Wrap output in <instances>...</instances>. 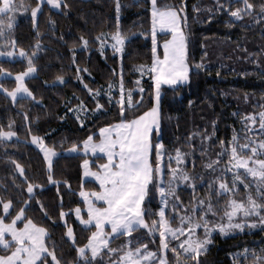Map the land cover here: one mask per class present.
I'll return each instance as SVG.
<instances>
[{"label":"trees","instance_id":"16d2710c","mask_svg":"<svg viewBox=\"0 0 264 264\" xmlns=\"http://www.w3.org/2000/svg\"><path fill=\"white\" fill-rule=\"evenodd\" d=\"M23 2L29 5V10H18L13 29L5 30L0 36V52L14 53L10 60L0 59V68L4 69L0 74V127L7 131L11 124V129L16 132L11 140H0V200L12 201L10 212L13 217L25 208L27 218L46 229V245L50 251L54 246L61 264H78L76 248L86 244L87 237L95 229L83 227L71 210L85 209L79 195L82 190H99L97 184L83 180L82 164L88 159L91 171L95 172L98 164L106 163L102 157L80 155L82 142L88 136L99 142L101 128L136 120L155 106L151 76L148 72L142 75L140 70L152 65L149 0H119V13L116 0H63L68 7L53 10L44 4L35 23L31 8L38 0ZM250 2L256 5L255 19L245 16L242 21H235L222 12L213 11L216 0H157L161 11L180 10L185 57L190 69L188 82L175 89L163 87L158 131L160 144L164 146L165 173L169 156L174 157L180 149L187 154L181 167L190 176L197 177L195 193L186 184L178 187L180 201L185 207L194 197L208 196V183L221 175L220 169L225 167L228 158L224 157L215 173L207 169L206 164L215 161L222 148H230L234 134L239 136L241 143L244 142V117L264 110L260 107L264 105V19L258 14L264 0ZM240 6L234 4L233 8ZM117 24L126 36L120 56L108 46L101 51V41L104 36L110 39ZM81 38L89 42L86 47ZM166 39L167 36H159V44ZM20 50L29 56L36 53L32 58L37 70L25 78L35 100L17 98L13 102L4 89H15V76L27 69V59L19 56ZM159 55L162 56L161 51ZM197 65L202 67L197 68ZM58 77L63 78V83ZM121 78L125 100L128 91L133 93V103L130 107L126 103L123 113L119 104ZM136 81H140L139 85ZM109 85H112L111 91ZM97 103L102 105L98 110ZM255 128L258 129V123ZM205 132L211 140H201ZM250 135L257 140L264 138L258 132ZM32 136L40 137L46 148L57 153L51 171L42 153L31 144ZM151 143V160L155 166V147L154 142ZM73 144L81 145L78 154L70 152ZM16 164L24 169L23 176ZM171 166L176 167L175 159ZM231 176L228 173L226 178L230 181ZM252 179L248 177L247 182L251 183ZM29 183L34 185L31 198L27 192ZM239 189L238 199L246 196L243 185H239ZM145 205V211L149 213L145 219L151 225L158 219L155 213L163 207L159 194L151 192ZM222 205L223 200L219 206ZM61 211L69 215L61 219ZM221 214H209L210 227L220 223ZM83 215L87 219L86 212ZM65 222L73 228L75 245L66 235ZM18 226L23 224L18 222ZM198 234L202 238L203 229ZM6 239L11 240L10 237ZM176 243L173 241L170 248ZM143 245H147L148 251L157 253L160 247L158 232L153 234L138 228L131 236H115L111 238L110 248L116 252L103 249V264L119 261L125 252ZM262 250L264 231L260 227L245 228L243 232L232 230L226 234L217 230L212 233V243L198 260L200 264H253L252 253L259 255ZM0 254H3L2 250ZM88 256L91 253L88 252ZM166 256L169 264H175L170 250ZM188 264H195V261L189 260Z\"/></svg>","mask_w":264,"mask_h":264},{"label":"snow or ice","instance_id":"6c2138e0","mask_svg":"<svg viewBox=\"0 0 264 264\" xmlns=\"http://www.w3.org/2000/svg\"><path fill=\"white\" fill-rule=\"evenodd\" d=\"M152 3V53L153 61L150 68L141 67V74L148 72L153 81L155 106L148 112H145L138 119L128 123H120L108 128L99 130V142H95L93 136H88L82 142V148L85 155L90 151L94 155L99 152L107 158V162L97 166V171L93 172L89 166V160L83 161V175L93 177L98 183V191H81L85 209L76 207L74 212L76 219L80 224L88 228H94L87 237V243L77 247L76 252L79 262L82 264H103L101 256L102 249H108L109 253H115L116 250L110 248V239L115 236H131L138 228L147 229L150 233L158 232L160 249L170 250L173 253L175 264H188V261H195L200 264L199 255L207 250V246L212 243V233L219 231L220 234H226L228 231H244L245 228L256 229L260 227L264 231V138L257 140L250 133L258 132L264 137V110L257 114L247 115L243 119L244 142H240L237 134H234L230 141V148H222L217 154L215 161L210 160L206 168L212 173L217 171L219 164L224 157L228 158L227 164L220 169L221 175L216 176L208 183L209 194L206 198H195L185 207L180 201L178 187L180 184H186L192 188L195 193L196 185L194 181L197 177H192L181 167L184 164L186 153L177 149L175 156H169L167 173L163 166V145H155V166L151 160L153 145L150 140L153 128L159 129V111L162 100L163 86L167 85L175 89L179 85L189 81V66L185 57V42L183 33L179 30L180 10L167 9L161 11L157 7V0H151ZM44 4L50 5L54 9L68 7L63 0H38L35 7L31 8V18L35 23L38 13L42 12ZM242 5L233 8V5ZM121 5L116 0V11L119 13ZM20 9L29 10L23 0H0V36L5 34V30L11 31L16 23V12ZM256 5L250 0H216L213 11L222 12L235 21H242L245 16L253 17ZM259 16L264 19V3L260 5ZM255 19V17H253ZM257 23L260 20H256ZM168 29L172 32L171 41L163 45V58L157 55L156 27ZM97 39H101L98 37ZM107 39V37H105ZM113 41L111 47L116 52H122L126 36L117 24L116 31L111 35ZM85 47L88 41L81 38ZM14 43V42H13ZM40 47L39 43L36 48ZM104 43H101L103 51ZM14 55L13 52H0V56ZM32 56H29L24 50H20L19 56L27 59L26 71L20 72L15 76L16 87L12 91L4 89L7 96L16 102L17 95L20 99L31 98L35 96L26 86L25 78L30 77L36 72ZM197 68L202 65H197ZM78 71H80L78 69ZM4 72L0 68V74ZM11 76V73H8ZM63 83V78H57ZM140 81H136L139 85ZM2 87V86H0ZM85 87H87L85 85ZM120 99L119 104L123 113L125 104L130 107L132 101V91L127 92L125 100L124 82L120 81ZM112 85H109L111 91ZM91 92V89H89ZM142 93L144 89L141 87ZM98 95V93H96ZM111 100V97H109ZM102 105H96L97 110ZM264 108V105L260 106ZM81 110L83 105L81 104ZM258 123V129L255 125ZM16 136V132L11 129L5 131L0 127V140H11ZM201 140H211V136L205 132ZM32 143L40 145L44 151L45 158L48 161V168L51 171L52 157L57 153L53 149L45 148L42 140L38 136H32ZM223 145L224 141H220ZM81 145L73 144L70 152L76 153ZM203 151V145L201 147ZM175 159L176 167L171 166V161ZM13 163H15L13 161ZM16 169L20 175H24V169L16 164ZM243 170L241 172L240 170ZM231 173V180L226 177ZM165 175H167V184L165 185ZM252 177V182H247L248 177ZM52 180L51 175L48 177ZM239 185H243L246 196L237 198L240 195ZM34 185L29 183L27 192L31 198ZM157 192L163 207L160 208L157 220H153L151 225L146 222L145 211L146 199H150V193ZM215 200V202H214ZM223 200L222 207L221 201ZM2 204L0 215V264H61L57 258L55 249L50 251L46 245L47 231L43 227L37 226L31 219L25 215V208H21L15 216H12L10 209L13 207L12 201ZM169 206L171 214L168 215ZM86 211L87 219L83 213ZM222 213V214H221ZM47 214V213H45ZM209 214L212 216L220 215V223L209 226ZM69 213L60 212V218L64 219ZM7 221V222H6ZM226 221V222H225ZM18 222L23 226L19 227ZM176 226H173V224ZM66 235L72 243L76 244V237L73 228L67 225ZM110 227V232L106 228ZM203 229V237L198 234V230ZM10 236L11 240L6 239ZM183 237V239H181ZM176 241V245L170 248V245ZM131 241H129V244ZM139 243V242H138ZM143 248V250H142ZM247 249L245 254H247ZM88 252L91 256H88ZM101 259L97 261V257ZM253 264H264V250L257 255L252 253ZM51 257V260L48 258ZM152 257H157V253L150 252L147 245L135 247L129 250L119 258V261H110V264H153ZM183 257V259H182ZM159 264H169L166 255L157 257Z\"/></svg>","mask_w":264,"mask_h":264},{"label":"rangeland","instance_id":"374dc122","mask_svg":"<svg viewBox=\"0 0 264 264\" xmlns=\"http://www.w3.org/2000/svg\"><path fill=\"white\" fill-rule=\"evenodd\" d=\"M50 6V5H49ZM51 7V6H50ZM52 8V7H51ZM53 10H54V8H52ZM149 10H150V22H151V26H150V31H149V33H150V44H152V3H151V0H149ZM179 30H180V32H182V26H181V20H180V23H179ZM183 33V36H184V32H182ZM167 36V39L165 40V42H162L161 44H159V36ZM105 37L106 36H104V39H103V41H101V43L103 42L104 43V47H110L111 49H113L112 47H111V44L113 43V41L111 40V39H109V38H107V39H105ZM172 38H173V34H172V32L171 31H169L168 29H161L160 27H159V24H157V27H156V41H157V55L162 59L163 58V45L166 43V42H168V41H171L172 40ZM185 40V39H184ZM123 49H124V45H123ZM123 51V50H122ZM159 51H161V55L162 56H160L159 55ZM116 52V51H115ZM121 53L122 52H116V54H117V56H120L121 55ZM151 56H152V61H153V53L151 52ZM0 59H7V60H10L11 58L9 57V56H6V55H4V56H0ZM27 78V77H26ZM184 84V83H183ZM179 86H182V84L181 85H179ZM163 87H169V86H167V85H165V86H163ZM153 90H154V87H153ZM17 98H20V94H18L17 95ZM153 101L155 102V94H153ZM150 111V110H149ZM117 125V124H116ZM158 131H159V129H157V128H153V131H152V133H151V136H150V140L151 141H153L154 142V147H155V145H157V144H160V135H159V133H158ZM98 135H99V131H98ZM13 138V137H12ZM31 141V144L33 145V147L37 150H39V152H41L42 153V155H43V157H44V161H45V163L47 164V167H48V161H47V159L45 158V154H44V151H42V149H41V147H40V145H37V144H33L32 143V139L30 140ZM44 146V145H43ZM45 147V146H44ZM46 148V147H45ZM83 150V149H82ZM73 154H78V153H73ZM80 154V153H79ZM86 156L85 154H84V152L82 153V156ZM87 156H89L90 158H95V157H102L104 160H106V162H107V158H106V156H104V154L103 153H99V152H97L95 155L93 154V153H91L90 151L88 152V154H87ZM56 156H54V157H52V160L55 158ZM90 163H91V161H89ZM89 163V164H90ZM91 165V164H90ZM98 165H100V164H98ZM240 171H242L243 172V170L241 169ZM250 177V176H249ZM83 178L85 179V180H91L93 177H91V176H89V177H85V176H83ZM94 179V178H93ZM82 200V199H81ZM82 202H83V200H82ZM85 208H86V206H85ZM86 212V211H85ZM74 216H75V214H74ZM76 218V217H75ZM226 222V221H225ZM83 227H85L86 228V226L85 225H82ZM106 229H109L108 230V232H110V227L109 228H106ZM199 231H200V229L198 230V233H199ZM10 239H11V237H10ZM71 241V240H70ZM110 241H111V239H110ZM103 250V249H102ZM167 251L168 250H161L160 249V247H159V251L157 252V257H159V256H163V255H167ZM150 252H152V251H150ZM90 253V252H89ZM156 253V252H155ZM124 255V254H123ZM157 257H152L151 258V261L153 262V264H159V259L157 258ZM79 258V257H78Z\"/></svg>","mask_w":264,"mask_h":264},{"label":"crops","instance_id":"0c3cea01","mask_svg":"<svg viewBox=\"0 0 264 264\" xmlns=\"http://www.w3.org/2000/svg\"><path fill=\"white\" fill-rule=\"evenodd\" d=\"M82 149H83V148H82ZM82 149H81V150H82ZM76 153H78V152H76ZM79 153H80V155H82V153H83V150H82V151H80ZM86 156H87V155H86ZM89 163H90V162H89ZM90 164H91V163H90ZM90 164H89V166L91 167V165H90ZM82 165H83V164H82ZM82 172H84V169H83V167H82ZM82 176H84V175H83V173H82ZM83 180H85V179L83 178ZM87 181H91V182H93V183H95V184H97V185H98V183H97V182L95 181V179H93V178H92L91 180H87ZM79 195H80V194H79ZM80 197H81V196H80ZM81 199L83 200V198H82V197H81ZM84 206H85V205H84ZM8 237H10V236H8ZM6 238H7V237H6Z\"/></svg>","mask_w":264,"mask_h":264}]
</instances>
